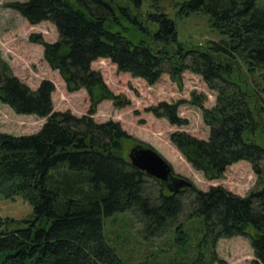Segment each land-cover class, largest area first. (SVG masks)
<instances>
[{
    "label": "trees",
    "instance_id": "16d2710c",
    "mask_svg": "<svg viewBox=\"0 0 264 264\" xmlns=\"http://www.w3.org/2000/svg\"><path fill=\"white\" fill-rule=\"evenodd\" d=\"M142 4L143 0L10 3L31 24L45 20L55 24L57 40L47 41L40 33L30 38L43 44L45 59L60 72L69 91L87 90L90 108L80 116L56 110L52 80L32 88L12 74L0 56V100L17 113L46 117L34 133L0 132V192L12 200L21 195L34 211L15 228L10 226L15 218L0 217V264H127L109 243L104 218L136 210L147 233L162 234L181 214L187 190L195 194L190 216L198 221L197 254L187 260L146 258L138 264L208 263L217 258V239L235 235L250 238L255 255L251 264H264V182L246 195L222 184L200 189L192 182L169 193L161 188L153 200L144 189L148 174L124 153V141L133 135L120 121L98 122L92 116L102 100L129 102L93 67L100 58L149 84L165 72L178 80L192 70L218 89L219 97L212 107L193 100L202 106L210 126L208 138L176 130L171 133L174 144L210 179L219 178L241 159L260 168L263 102L246 90V82L239 84L237 74L242 63L264 71V0H184L182 11L210 15L223 36L206 46L185 45L166 11H146ZM181 102L163 100L147 110L172 124L186 125L188 119L178 112ZM183 227L176 226L180 255L189 251Z\"/></svg>",
    "mask_w": 264,
    "mask_h": 264
},
{
    "label": "rangeland",
    "instance_id": "374dc122",
    "mask_svg": "<svg viewBox=\"0 0 264 264\" xmlns=\"http://www.w3.org/2000/svg\"><path fill=\"white\" fill-rule=\"evenodd\" d=\"M14 1L26 0H0V56L9 65L12 74L32 88H37L44 79L52 80L56 85L53 92L56 110H70L79 116L87 113L90 108L87 90L83 88L69 91L60 72L53 69L45 59L43 44L30 38L32 33H40L47 41L57 40L59 33L55 24L49 20L31 24L10 6ZM183 3L184 0H143L142 7L146 11H166L175 20L179 38L187 46H206L210 40L223 37L213 27L210 15L199 12L186 13L182 11ZM241 66L237 74L240 77L239 84L246 82V90L261 97V107L264 109V71L249 68L245 63ZM93 67L102 71L105 80L115 92L129 97V102L123 105L111 99L102 100L92 115L98 122L120 121L133 135L124 141L126 157L129 158V153L136 145L146 144L165 157L172 165L175 175L187 178L200 189L222 184L233 192L246 195L263 185L264 161L260 168H257L250 161L241 159L229 165L219 178L210 179L197 169L172 141L171 133L176 130H185L203 138L209 136L210 126L204 120L202 106L193 100L197 99L198 103L212 107L218 101L219 91L211 87L202 74L186 70L181 78L175 80L170 73L165 72L159 81L149 84L144 79L121 73L116 64L108 58L96 60ZM241 86L244 88L243 84ZM163 100L182 101L178 112L181 117L187 118L189 123L172 124L167 117L157 116L147 110L149 106ZM45 120L46 117L36 114L17 113L9 104L0 100V132L18 135L34 133L43 126ZM262 122L264 133V115ZM162 184L156 177L148 175L144 187L146 195L154 200L158 198L161 188L165 193H169V187ZM194 197L195 194L190 190L183 192L184 207L181 214L176 220H171L167 229L159 235L147 233L143 217L136 210L118 212L104 218L109 243L127 264H138L146 258L158 261L193 258L197 254L200 238L199 231L197 232L198 221L190 216L195 211ZM33 214V205L27 199L18 195L16 200H12L0 192V217L15 218L11 227L22 226L23 218H30ZM180 225H184L183 229H186L184 233L187 234L185 237L188 239L189 249L186 255H180L183 249L176 241V226ZM179 236L182 237L180 234ZM125 239L127 242H124ZM210 246L212 245L209 243ZM215 253V260H208V263L203 264H251L255 258L251 240L244 235L217 239Z\"/></svg>",
    "mask_w": 264,
    "mask_h": 264
},
{
    "label": "water",
    "instance_id": "95a60500",
    "mask_svg": "<svg viewBox=\"0 0 264 264\" xmlns=\"http://www.w3.org/2000/svg\"><path fill=\"white\" fill-rule=\"evenodd\" d=\"M129 158L134 166L159 179L171 191L192 184L187 178L175 175L172 165L152 146L136 145L129 153Z\"/></svg>",
    "mask_w": 264,
    "mask_h": 264
}]
</instances>
